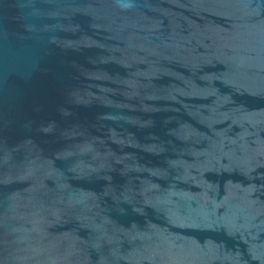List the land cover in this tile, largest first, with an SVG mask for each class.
<instances>
[{"label":"water","instance_id":"water-1","mask_svg":"<svg viewBox=\"0 0 264 264\" xmlns=\"http://www.w3.org/2000/svg\"><path fill=\"white\" fill-rule=\"evenodd\" d=\"M0 264H264V0H0Z\"/></svg>","mask_w":264,"mask_h":264}]
</instances>
